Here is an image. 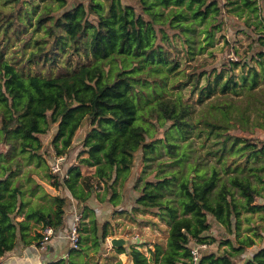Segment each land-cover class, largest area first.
<instances>
[{
	"label": "trees",
	"instance_id": "1",
	"mask_svg": "<svg viewBox=\"0 0 264 264\" xmlns=\"http://www.w3.org/2000/svg\"><path fill=\"white\" fill-rule=\"evenodd\" d=\"M49 1L25 64L0 55V258L19 242L40 246L36 224L68 227L74 208L72 221L83 214L80 247L49 264H89L87 250L98 252L111 235L94 201L113 216L155 209L169 225L150 256L142 243L116 248L133 264H264V245L251 252L264 243V0ZM242 16L245 55L226 38L220 51L240 59L192 64L205 52L218 58L210 48L224 20ZM6 18L7 33L15 20ZM239 66L249 70L235 77ZM187 87L199 108L184 99ZM53 128L52 155L43 136ZM58 156L65 161L53 174Z\"/></svg>",
	"mask_w": 264,
	"mask_h": 264
},
{
	"label": "rangeland",
	"instance_id": "2",
	"mask_svg": "<svg viewBox=\"0 0 264 264\" xmlns=\"http://www.w3.org/2000/svg\"><path fill=\"white\" fill-rule=\"evenodd\" d=\"M79 0H70V2H76ZM49 0H0V15L6 16L5 23H9V21L15 20V23L10 27L8 32H5L7 25H0V55L3 54L4 58H7L8 60H11L12 62H15L17 67H21L25 64L27 57L29 56L30 52L35 48V38H37L38 35L42 34L43 32L36 33L34 31L35 26V18L41 14V12L44 11L45 6L49 3ZM27 13H30V16L32 17L33 23H30V20L27 18ZM12 14V15H11ZM17 15V17H16ZM245 18V16L241 17V21L235 19L232 23L228 22V20H224V25L222 26V30L217 33V38L215 45L210 48L211 51H215V53L218 54V58L213 59L211 56H208V52H205L202 55H198L196 60L192 61V64H195L197 62H203L205 59L211 60V63L216 60H238L240 59V56L235 54L233 51H224L221 52L220 48L225 43L226 38L233 43L235 47L239 49V53L245 55L246 51L248 50L249 43H250V36H248L246 33H244L242 30H240L242 24V20ZM254 19L253 17L250 18V22H252ZM22 21L27 22V29H22ZM4 23V24H5ZM18 25L20 27H18ZM230 26L232 27V30L230 29ZM254 27V26H253ZM15 28L20 30L22 29L21 37H18L15 33ZM232 31V32H231ZM233 34V35H232ZM234 40V41H233ZM254 65L258 67L255 61H253ZM33 67V66H32ZM186 67L185 65L183 66ZM228 69V66L226 67V70ZM24 70V68H23ZM249 70V67L241 68V66L236 67L233 69L232 73L235 75V77H239L240 74L246 73ZM57 69L54 68V72H56ZM184 99L193 102L194 106L196 108H199V105L196 103L198 98V92L191 93L190 88H184L183 89ZM56 128H53L47 135L43 136L44 141L46 143V146L48 148V152H51V140L53 139V135L55 133ZM86 129L81 130V132L78 134V137L75 140V143L72 147L74 155L76 153H79L82 149V138L85 133ZM196 147H199V143L194 144ZM53 155V153L51 152ZM86 154L81 155L78 159L84 158ZM162 159L168 158L167 155H162ZM160 159V157H159ZM159 159H156L152 161L151 166H155L157 161ZM80 162V160H79ZM142 164H139L136 166L137 172L142 173V175H146L149 172V177L152 179L154 178V172L155 169H151V167H147V171L141 172ZM81 169L84 174H93L95 168H87L84 166V164L81 165ZM145 169V168H144ZM38 181L43 184V186L51 192V194H57L61 193V191L55 189L52 187L49 183L45 182L44 180L38 179ZM118 187H120V184H118ZM99 196H101L104 192L103 187L98 188ZM135 194V193H133ZM132 194V195H133ZM133 198V197H132ZM131 209V208H130ZM74 216V214L72 215ZM73 218V217H72ZM105 218L110 220V233L104 242H102L101 248L98 252L94 250V248L88 249V255L85 256L84 261H88L89 264H116L117 261L122 260L124 264H133L132 256L126 254V253H120L116 250V247L112 246L110 239L112 236L114 237H121L125 238L127 240V243L124 245V247H130L132 244L137 246L138 244L142 243L143 245L137 246L142 252L147 254L148 256L151 255L150 250H154L155 244L157 242L165 245L168 238V231H169V225L160 217L157 216L155 213V209L151 210H137L132 211L129 214H123V213H116L115 216L110 214H106ZM213 220V218H212ZM67 226H69V222H67ZM246 225H243V227ZM214 230H217L219 237L224 236L223 229L218 226L214 227ZM223 234V235H222ZM65 237L66 241L64 239V246L63 251L61 250V237ZM52 245H57V251L59 255H63L67 253L71 247L70 245V239L68 236V233L65 229V227H62L60 230L52 236ZM261 245H264V243H260L256 247H253L251 252H254L257 248L259 249ZM216 248L215 246H213ZM69 248V249H68ZM80 257V256H75ZM248 257V256H247ZM76 264H80V262H77Z\"/></svg>",
	"mask_w": 264,
	"mask_h": 264
},
{
	"label": "crops",
	"instance_id": "3",
	"mask_svg": "<svg viewBox=\"0 0 264 264\" xmlns=\"http://www.w3.org/2000/svg\"><path fill=\"white\" fill-rule=\"evenodd\" d=\"M51 193V192H50ZM105 204H101L98 202L91 201V207L97 211V215L99 216L100 223H104L108 219L105 218L106 214H110V208L104 207ZM75 209L69 208L68 209V215H67V221L70 224V221H72V215L74 214ZM70 217V218H69ZM22 219V218H21ZM87 220V219H86ZM85 220V221H86ZM42 231L41 226L36 224V227L34 228L32 234H35V231ZM61 238V250L63 251L64 242L62 239H65V237L60 236ZM114 236H112L113 238ZM52 239H50L48 242L42 243L40 246H38L36 243L31 245H25L23 242H19L16 248L8 253L5 258L7 259L8 264H49L50 262H55L58 260H61L63 258H68L70 255V250L72 247H70L69 251L63 255H59L57 251V245L51 244ZM71 245V244H70ZM76 259H79L77 257Z\"/></svg>",
	"mask_w": 264,
	"mask_h": 264
},
{
	"label": "built area",
	"instance_id": "4",
	"mask_svg": "<svg viewBox=\"0 0 264 264\" xmlns=\"http://www.w3.org/2000/svg\"><path fill=\"white\" fill-rule=\"evenodd\" d=\"M65 161V157L64 156H58L55 161L52 163L51 165V173L53 174H57L59 172L62 171V163ZM81 163V159L79 162V159H77L76 164ZM83 220V214L81 212L76 213L72 223L69 224L68 227H65L69 239H70V244L72 248H79L80 247V232H79V226H80V222ZM56 230L48 225L46 227H44L42 229V233H43V241L44 242H48L52 236H54V234H56ZM194 253V258L197 259L198 258V251L195 249L193 250ZM0 264H8L7 261L3 260L0 258Z\"/></svg>",
	"mask_w": 264,
	"mask_h": 264
},
{
	"label": "water",
	"instance_id": "5",
	"mask_svg": "<svg viewBox=\"0 0 264 264\" xmlns=\"http://www.w3.org/2000/svg\"><path fill=\"white\" fill-rule=\"evenodd\" d=\"M110 242L112 246L119 248V247H124V245L127 243V240L121 237H113L110 239Z\"/></svg>",
	"mask_w": 264,
	"mask_h": 264
}]
</instances>
